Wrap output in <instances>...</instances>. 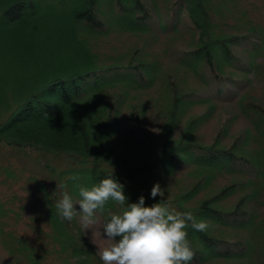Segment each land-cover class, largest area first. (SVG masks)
<instances>
[{"label": "trees", "instance_id": "trees-1", "mask_svg": "<svg viewBox=\"0 0 264 264\" xmlns=\"http://www.w3.org/2000/svg\"><path fill=\"white\" fill-rule=\"evenodd\" d=\"M148 1L0 0V144L64 154L84 167L66 182L74 200L81 187H92L84 185L86 175L111 174L124 185L127 203L143 195L146 206L161 200L151 197L159 183L172 209L190 211L198 222L210 224L201 232L189 223L195 253L190 264H264V99L246 95L236 101L232 113L239 110L251 123L241 140H199L193 134L199 125L195 115L179 129L193 106L211 99L233 101L251 81L249 75L264 74V60L261 66L257 61L264 56V18L254 19L243 0H168L165 30L176 33L187 26L192 43L179 51V64L201 74L206 91L172 83L165 94L146 92L158 105L156 118L164 127L160 147L141 162L142 155L118 151L113 141L120 128L128 133L132 126H146L147 109L130 106L128 125H122L120 108L137 103L140 97L133 96L143 94L133 91L153 87L164 68L157 58L108 61L94 52L90 38L112 28L154 30L158 19ZM96 93L103 99L97 94L98 100H89ZM175 129L181 131L177 136ZM41 188L44 196L27 219L42 235L33 243L12 228L11 222L20 223L23 216L0 197L1 241L14 259L0 264H104L79 216L61 220L55 185ZM123 208L109 200L98 214L105 222ZM40 216L50 231L37 226Z\"/></svg>", "mask_w": 264, "mask_h": 264}, {"label": "rangeland", "instance_id": "rangeland-1", "mask_svg": "<svg viewBox=\"0 0 264 264\" xmlns=\"http://www.w3.org/2000/svg\"><path fill=\"white\" fill-rule=\"evenodd\" d=\"M243 1L245 7L250 9L254 19L264 18V0ZM148 2L152 16L154 13V16L158 19V26L154 30L144 29L136 32L112 28L110 31L104 33L105 35L96 36L97 38L95 37L94 39L90 38L94 43V52L108 61H120L119 63L126 64L137 58L143 61H152L151 58H157L158 65L164 68L165 73L160 77L157 76L153 87L147 90L133 91V93L143 94L142 96H133V98L136 96L140 97L137 103L132 102L129 106L124 104L120 108L121 124L127 121V116H129L132 105H139L145 108V110L147 109L145 111L148 120L146 126L140 127V129L132 126L133 131L128 133L124 132V127L120 128L113 141L118 151H125L130 155H142L143 159L141 158V162L152 158L153 154L160 147L164 127L161 121L162 118H156L158 105L153 104L155 101H150L151 96L146 94V92H150L154 96L155 90L159 89L162 91L161 94H165L168 84L172 86V83L174 87L179 85L182 90L186 91L199 89L200 87L201 93L206 91L201 86V82H203L202 75L189 72L179 64V51L188 48L192 44L188 42L190 37L188 30H186L187 26L183 27L182 25L180 32H168L165 29L168 28L170 15L166 12V8L170 6L169 3L171 2H168V0H155L154 2L150 0ZM180 16L186 18L184 13L183 15L180 14ZM94 40L96 41L94 42ZM108 57H111V60ZM249 77L251 81L246 82L244 87L238 89L237 99L229 102L211 99L208 103L193 106L179 123V129L186 127L189 122V117L195 115L197 119L196 124L199 125L193 134L199 140L206 143H211L216 141V139L221 140V143H229L234 139L241 140L246 135L244 132L251 129V123L249 118L245 117L239 110L236 113H232L234 106L238 107L236 101L246 95L264 99V74L256 76L253 74L249 75ZM97 94L99 93H96L89 97L91 99H88L92 101L98 100L96 98ZM98 96L101 97L100 94ZM101 98L103 99V97ZM128 98L129 95L126 101ZM203 114L207 115L202 117ZM198 115L200 117H197ZM177 129L172 134L173 136H177L181 132ZM251 144L254 148L257 147L252 141ZM82 170H84V167L77 164L76 161L69 159L64 154H58L57 156L49 154L42 155L36 149H19L13 148L10 145L0 144V197L5 196L3 203L10 205L12 208H16L23 216L20 223L11 222L12 228L22 234L23 237L31 240L29 242L34 240L38 241L35 236L40 235V233L35 229V226L30 225L27 219L36 212L35 206L40 204V200L44 196L41 185L44 184V187L46 186V188L50 189L54 184L56 187L57 201L62 198L64 191L70 193V189L68 188L69 184L67 185L66 183L67 180H70L75 173ZM179 174L173 178L178 179L181 176ZM76 177L78 178V175ZM104 177L92 179L91 176L86 175L84 177V181H86L84 185H97ZM77 184L79 183L77 182ZM84 187L91 188L90 186ZM113 203L115 205L118 204L114 201ZM96 217L97 224L93 228L86 229L85 231L83 229V231L87 239L92 243L95 232V243L93 244L98 250L99 247L103 248L108 246L112 241L108 240L106 233L103 232L102 225L104 221L98 212L96 213ZM44 220L45 216H40L37 220V226L50 231V228L46 227L48 225ZM31 222L33 223L32 219ZM12 259L4 248L0 236V260L5 263H12ZM247 263L248 261L245 264ZM249 264L255 263L250 261Z\"/></svg>", "mask_w": 264, "mask_h": 264}, {"label": "clouds", "instance_id": "clouds-1", "mask_svg": "<svg viewBox=\"0 0 264 264\" xmlns=\"http://www.w3.org/2000/svg\"><path fill=\"white\" fill-rule=\"evenodd\" d=\"M44 116L47 118L48 114ZM158 195L161 200L150 206H146L143 195L138 202L127 203L124 185L110 174L90 189L81 187L77 200L64 191L55 207L62 221H72L79 216L85 231L97 224L96 213L104 211L109 200L124 206L121 213H110V218L102 225L107 239L112 241L97 251L104 264H190L195 253L188 240L189 223L201 232H207L210 224L203 220L198 222L190 211L172 209L171 201L164 199L165 193L156 183L151 197L155 199Z\"/></svg>", "mask_w": 264, "mask_h": 264}]
</instances>
